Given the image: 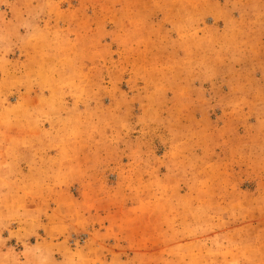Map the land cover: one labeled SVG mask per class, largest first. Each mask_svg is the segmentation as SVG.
Segmentation results:
<instances>
[{"label":"rangeland","instance_id":"374dc122","mask_svg":"<svg viewBox=\"0 0 264 264\" xmlns=\"http://www.w3.org/2000/svg\"><path fill=\"white\" fill-rule=\"evenodd\" d=\"M0 264H264V0H0Z\"/></svg>","mask_w":264,"mask_h":264}]
</instances>
